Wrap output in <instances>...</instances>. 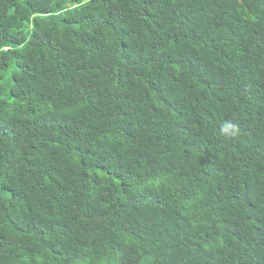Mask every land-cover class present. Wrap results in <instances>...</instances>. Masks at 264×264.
<instances>
[{"label":"trees","instance_id":"obj_1","mask_svg":"<svg viewBox=\"0 0 264 264\" xmlns=\"http://www.w3.org/2000/svg\"><path fill=\"white\" fill-rule=\"evenodd\" d=\"M0 264H264V0H0Z\"/></svg>","mask_w":264,"mask_h":264},{"label":"clouds","instance_id":"obj_2","mask_svg":"<svg viewBox=\"0 0 264 264\" xmlns=\"http://www.w3.org/2000/svg\"><path fill=\"white\" fill-rule=\"evenodd\" d=\"M231 127L235 128V126H231ZM224 130L227 131V128H225Z\"/></svg>","mask_w":264,"mask_h":264}]
</instances>
